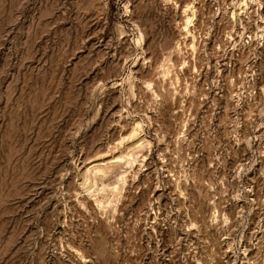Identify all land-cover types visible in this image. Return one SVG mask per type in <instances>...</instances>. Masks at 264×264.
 <instances>
[{
	"label": "rangeland",
	"instance_id": "obj_1",
	"mask_svg": "<svg viewBox=\"0 0 264 264\" xmlns=\"http://www.w3.org/2000/svg\"><path fill=\"white\" fill-rule=\"evenodd\" d=\"M0 264H264V0H0Z\"/></svg>",
	"mask_w": 264,
	"mask_h": 264
}]
</instances>
